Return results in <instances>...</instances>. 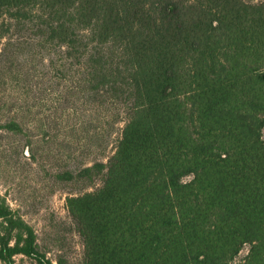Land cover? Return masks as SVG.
Instances as JSON below:
<instances>
[{
	"label": "trees",
	"instance_id": "1",
	"mask_svg": "<svg viewBox=\"0 0 264 264\" xmlns=\"http://www.w3.org/2000/svg\"><path fill=\"white\" fill-rule=\"evenodd\" d=\"M68 77L113 137L57 174L100 182L66 199L82 264H264V2L0 0V130L50 127L29 95ZM16 256L53 264L0 198Z\"/></svg>",
	"mask_w": 264,
	"mask_h": 264
},
{
	"label": "rangeland",
	"instance_id": "2",
	"mask_svg": "<svg viewBox=\"0 0 264 264\" xmlns=\"http://www.w3.org/2000/svg\"><path fill=\"white\" fill-rule=\"evenodd\" d=\"M19 63L22 67L28 66L24 60ZM38 69L40 71V67ZM42 79L43 85H39L45 88L48 84L44 83V77ZM72 85L68 77L57 86L51 83L47 92L36 94L37 84L34 83L28 102L31 104L33 97L45 101L38 103L33 116L27 118L47 117L50 127L41 130L39 125L25 124L29 138L0 130V198L15 216L32 228L39 250L53 264H57L58 258L61 264H82V244L68 216L66 199L100 186L99 180L93 186L86 181H60L57 174L64 168L90 165L94 159H104L112 153L113 137L108 142L107 136L106 140L91 137V142L88 141L89 133L95 129L107 132L109 126L101 119L103 112L94 113L84 99L78 100L69 94L68 88ZM20 92L10 87L8 95ZM17 101L21 104L20 98ZM5 114L0 119H5ZM100 147L104 149L102 155ZM14 260L15 264H36L23 256H16Z\"/></svg>",
	"mask_w": 264,
	"mask_h": 264
}]
</instances>
